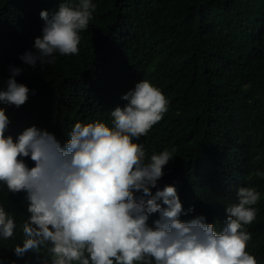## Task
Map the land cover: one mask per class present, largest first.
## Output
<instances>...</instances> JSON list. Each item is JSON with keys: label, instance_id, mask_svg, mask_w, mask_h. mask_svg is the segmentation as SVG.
Segmentation results:
<instances>
[{"label": "trees", "instance_id": "1", "mask_svg": "<svg viewBox=\"0 0 264 264\" xmlns=\"http://www.w3.org/2000/svg\"><path fill=\"white\" fill-rule=\"evenodd\" d=\"M64 2L78 0H0V90L9 66L23 69L15 79L30 90L19 108L0 102L10 121L5 135L15 140L35 125L64 146L76 122L111 125L110 112L127 103L122 97L148 80L168 99V111L135 142L148 156L176 149L157 187L175 186L185 212L193 208L181 219L203 215L217 232L238 187H257L247 250L264 264V178L249 179L264 171V0H92L96 11L80 33L78 54L26 65L20 57L36 51L40 12ZM25 163L34 166L30 157ZM0 205L17 224L15 239H0V264H33L34 257L18 259L12 249L21 242L27 192L0 184Z\"/></svg>", "mask_w": 264, "mask_h": 264}, {"label": "clouds", "instance_id": "2", "mask_svg": "<svg viewBox=\"0 0 264 264\" xmlns=\"http://www.w3.org/2000/svg\"><path fill=\"white\" fill-rule=\"evenodd\" d=\"M96 7L92 0H78L60 3L51 14L42 10L45 23L34 40L36 51L20 59L35 68L53 64L56 53L78 54L80 33ZM9 71L0 102L19 108L30 90L15 79L22 68L9 66ZM122 99L127 103L110 112L111 125L76 122L64 146L35 125L15 140L6 136L10 121L0 108V184L12 193L27 192L28 215L14 255H31L33 264H258L247 250L252 238L247 226L256 220L261 200L257 187H238L220 232L203 215L182 220L193 208L185 212L175 186L157 187L176 149L148 156L135 142L163 119L169 101L143 79ZM29 157L33 167L25 163ZM252 176L264 178V171ZM153 214L158 218L150 226ZM16 229L13 215L0 205V239H15Z\"/></svg>", "mask_w": 264, "mask_h": 264}]
</instances>
